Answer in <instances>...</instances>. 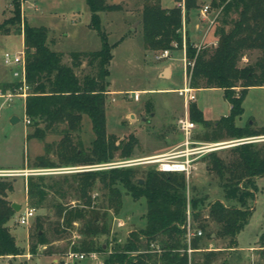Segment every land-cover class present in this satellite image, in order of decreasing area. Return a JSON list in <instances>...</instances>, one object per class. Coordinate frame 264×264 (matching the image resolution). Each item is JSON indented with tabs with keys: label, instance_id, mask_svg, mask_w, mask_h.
Masks as SVG:
<instances>
[{
	"label": "trees",
	"instance_id": "1",
	"mask_svg": "<svg viewBox=\"0 0 264 264\" xmlns=\"http://www.w3.org/2000/svg\"><path fill=\"white\" fill-rule=\"evenodd\" d=\"M84 1L90 12L89 28L97 33L101 46L97 51L68 52L66 57L65 53L48 47V28L29 25L21 17L19 2L12 0L14 11L6 25L23 26L25 79L29 86L24 113L30 121L28 126L33 128L27 139L44 141L47 134L61 136L58 142L45 143L44 152L32 163L28 160L29 168L126 160L138 145L133 134L118 140L106 131L108 66L117 43H108L99 13L116 11L118 6L109 5L106 0ZM211 4L219 8L213 22L216 40L211 45L198 46L183 33L189 11L199 8L197 0H184V16L177 4L166 9L161 7L160 0H144L143 48L149 52L184 48L189 87L223 90L230 110L215 122L206 121L194 103L188 106L189 119L208 130L203 134L205 140L218 142L264 135V126H235V119L243 114L247 91L264 86V0H212ZM3 33L7 35L9 29L3 27ZM252 52L258 54L257 59L241 66L240 61ZM13 86L14 83L2 84L0 90ZM84 116L94 134L87 150L80 141L72 140L79 133ZM202 160L213 177L212 182L223 191L225 202L215 200L205 204L207 194H190L184 174L162 173L150 166L142 170L129 167L59 177H26L27 206L35 212L51 210L56 219L46 225L41 216L36 217L34 229L28 233V253L35 257L38 248L44 247L45 254H52V243L65 241V252L106 253L103 264H213L217 253L237 250L236 236L251 216L255 180L264 177V145L244 143L224 153H208ZM13 191V179L0 178V257L20 253L7 226L14 214L9 200ZM123 194L134 201L145 200V225L130 231L123 244H114L108 252L112 219L121 210ZM188 210L190 229L201 231L200 236L190 239L189 255ZM211 242H221V246L208 251V247H202ZM260 242V247H264V237Z\"/></svg>",
	"mask_w": 264,
	"mask_h": 264
},
{
	"label": "rangeland",
	"instance_id": "2",
	"mask_svg": "<svg viewBox=\"0 0 264 264\" xmlns=\"http://www.w3.org/2000/svg\"><path fill=\"white\" fill-rule=\"evenodd\" d=\"M17 1L21 17L29 25L45 26L51 29V33L49 31L47 36V41L50 38L55 42L53 45L47 42L51 50L63 52L67 57L68 52L100 49L99 36L89 28V24L86 25L90 22L86 18L90 12L84 0ZM106 2L109 5L118 6L116 11L99 13L101 29L105 33L108 43L110 45L117 43L111 51L112 59L108 66V93L105 98L107 134L113 135L118 140L126 139L130 134L137 138L138 145L129 159H144L175 150L183 140L182 134L177 128V120L182 115V99L176 94L166 95L160 90L180 89L185 86L183 51H170L167 57L160 58L161 51L144 50L141 31V10L144 0H106ZM211 2L212 0H197L199 8L190 10L184 20L185 37L198 46L211 45L216 40L213 36L214 26L210 24L217 17L219 8L213 6ZM175 4L182 8L184 0H180L178 3L175 0H160L162 8L169 9ZM204 6H208V12L202 15L201 9ZM13 11L12 0H0V81L4 78H12V67L3 64V54L5 52L13 54L23 50V26L21 24L20 27L19 25L13 27L6 25L7 20L13 15ZM3 27L9 29L7 35L3 33ZM257 57L256 52L248 53L240 61V65L251 64ZM168 66L172 69L171 79L159 77V70ZM135 93L139 96L137 101L133 99ZM194 95L195 102L202 110L201 113L205 120L215 122L229 114L230 105L220 89H203L195 91ZM167 96L172 97V100L167 102L165 99ZM242 107L243 114L236 119V127L248 125L260 128L264 126V87L249 89ZM13 117L18 121L11 123ZM195 126L194 138L207 142L208 140H205L203 134L208 130L196 123ZM197 128H201V130L198 131ZM32 130V127L25 124L24 99L14 98L11 102H5L0 98V169L27 166L28 160L31 163L33 161L31 157L34 151L43 153L45 143L58 142L61 139L58 134H47L44 141H39L36 138L27 139V135L32 133ZM93 138L90 121L84 116L80 131L72 136V140L80 141L82 148L87 150ZM234 140L238 139L219 142L227 143ZM253 143L264 145V141ZM231 147L227 146L212 153H224ZM114 161H119V159ZM195 164L187 178L190 194L194 193L195 196L207 194L205 204L215 200L224 201L223 191L217 187L215 182H212L213 177L205 170V162L202 158H199ZM147 166L156 167L148 164L135 167L142 170ZM27 167L29 168V166ZM29 170L31 169H24L23 172ZM59 176L62 175L52 177ZM6 179H16L14 191L9 196V200L20 205V210L14 212L7 222V226L15 238V244L20 253L15 257H0V264L104 263L106 253H99L97 261L87 257L80 261L71 260L68 262L65 259V253L68 252L64 250L65 241L53 242L54 253L52 254H45L44 247H40L38 254L31 257L28 253L30 244L28 233L34 229L36 217L41 216L46 225L56 219L51 210L43 209L35 212L28 228L20 225L18 219L24 214L26 208L25 176H12L6 177ZM255 188L254 200L250 204L251 216L236 236L237 250H223L217 253V260L213 264H264V247H260V239L264 237V177L255 180ZM145 212L146 203L143 198L134 201L128 195H122L121 210L111 223L108 252L114 244H123L130 231L143 228ZM117 221H121L123 225L118 227ZM101 241L105 242L104 239ZM207 244L202 246L208 247L207 251L213 247L221 246V242ZM249 248L252 249L248 250ZM62 250L64 252H60ZM192 257L200 258L201 256L193 255Z\"/></svg>",
	"mask_w": 264,
	"mask_h": 264
},
{
	"label": "built area",
	"instance_id": "3",
	"mask_svg": "<svg viewBox=\"0 0 264 264\" xmlns=\"http://www.w3.org/2000/svg\"><path fill=\"white\" fill-rule=\"evenodd\" d=\"M182 4V9L183 8ZM208 12V6H204L201 9L202 15H205ZM211 22L210 25H213ZM184 33V28H183ZM183 51V59H184V72L186 75V67L187 64L185 62L184 57V48ZM160 58H165L168 56V50L161 51ZM25 57L24 51H18L16 53L10 54L5 52L3 54L2 60L3 64L7 67H12V77L14 81V86L12 88H8L5 91H0V98L5 102H11L14 98H22L25 100L26 96L29 93V86L26 83L25 79ZM194 89L190 88L188 84H185L183 88L175 90V93L183 100L185 109H187V105L196 100L194 95ZM134 100H138L139 96L137 93L133 96ZM30 123L29 119L25 117V124L28 125ZM177 128L179 132L182 134L183 140L177 146L175 150L144 158V159H126L119 161H112L109 163L103 164H95V165H85V166H74V167H61V168H38L31 169L28 172L23 171H0V178H8L12 176H55V175H63V174H72L78 172H89V171H102L109 170L114 168H129L135 167L142 164L155 165L156 169L162 173H182L188 178L194 169L195 162L205 156L208 153L215 152L216 150L223 149L225 147L236 146L244 143H253V142H261L264 141V136L257 137H249L238 139L230 142H225L226 144H222L224 142H198L194 140V131L196 129L195 124L189 119L187 110H185L184 114L177 120ZM35 211L34 209L27 206L24 211V214L21 215L18 219V223L20 225H24L27 228L30 225V221L34 218ZM115 221V219H114ZM123 223L121 221H117V226L121 227ZM186 242L188 244L187 253L188 255L191 253V249L189 247L190 239L195 236H200L201 231H193L190 229V217L189 210L187 211V220H186ZM91 258L94 261H97L98 253L90 252V253H78L73 251H68L65 253V259L70 262L71 260L80 261L85 258Z\"/></svg>",
	"mask_w": 264,
	"mask_h": 264
},
{
	"label": "crops",
	"instance_id": "4",
	"mask_svg": "<svg viewBox=\"0 0 264 264\" xmlns=\"http://www.w3.org/2000/svg\"><path fill=\"white\" fill-rule=\"evenodd\" d=\"M198 4V3H197ZM87 20H90V15H88L87 17ZM89 23H87L86 25H88ZM47 28V27H46ZM48 30L50 31V33H51V29L50 28H48ZM184 30H185V28H184ZM198 33L200 34V31H198ZM215 38V37H214ZM50 38L48 39V41L47 42H49L50 44H54L55 42L53 41V40H50ZM165 68H168V74H167V78L166 77H164L163 75H162V72H163V70L165 69ZM184 75H185V72H184ZM158 76L160 77V76H162L163 77V79H171V77H172V69H171V67L170 66H168V67H164V68H161L160 70H159V72H158ZM14 81V79H13V77L12 78H4L3 80H1L0 81V85H2V84H9V83H12ZM185 84H188V81H187V77H186V75H185ZM261 87H264V86H261ZM254 88H257V87H254ZM177 89H179V88H173V89H164V90H160V91H162V93L164 92L166 95H169V94H176L175 93V90H177ZM251 89V88H250ZM199 90H203V89H199ZM199 90H195V91H199ZM221 90V89H220ZM1 91V90H0ZM194 91V92H195ZM222 92H223V90H221ZM224 93V92H223ZM176 96H178L177 94H176ZM179 97V96H178ZM172 98V97H171ZM170 97H166L165 99H166V101L168 102V101H170V100H172ZM180 98V97H179ZM191 103H194L195 105H196V107L198 108V110L201 112L202 110L201 109H199V107L197 106V104H196V102L194 101V102H191ZM190 104V103H189ZM185 110H187V113H188V105H187V109H185V106H184V102H183V100H181V111H182V115L184 114V112H185ZM229 110H230V108H229ZM181 115V116H182ZM189 115V114H188ZM238 118H240V117H238ZM237 119V118H236ZM236 119H235V121H236ZM207 121V120H206ZM195 124V123H194ZM197 125V124H196ZM197 130L199 131V130H201V128H197ZM179 131V130H178ZM194 140H196L195 138H194ZM196 141H198V140H196ZM182 142V140L180 141V143ZM198 142H206V141H198ZM207 142H212V141H207ZM219 142V141H218ZM179 143V144H180ZM43 152H44V149H43ZM163 153H166V152H162V153H159V154H157V155H160V154H163ZM42 153H38V152H36V151H34V153L32 154V157L31 158H35V157H37V156H39V155H41ZM155 156V155H154ZM202 158V157H201ZM200 158V159H201ZM197 162V161H196ZM196 165V164H195ZM25 165H23V167H21V168H8V169H0V171H23L24 169H35V168H28L27 166H25ZM26 179V178H25ZM25 179H24V181H25ZM13 182H16V179H13ZM25 189V188H24ZM212 202H214V201H212ZM26 203H27V201H26ZM115 218V217H114ZM128 235V234H127ZM252 248H249L248 250H251ZM53 261H54V259H53Z\"/></svg>",
	"mask_w": 264,
	"mask_h": 264
},
{
	"label": "water",
	"instance_id": "5",
	"mask_svg": "<svg viewBox=\"0 0 264 264\" xmlns=\"http://www.w3.org/2000/svg\"><path fill=\"white\" fill-rule=\"evenodd\" d=\"M167 74H168V68H165V69L163 70V72H162V75H163L164 77H166ZM17 121H18V119L15 118V117H13V118L11 119V123H15V122H17ZM139 183H142V181L140 180ZM11 208L13 209L14 212H18V211L20 210V205H18L17 203H12V204H11Z\"/></svg>",
	"mask_w": 264,
	"mask_h": 264
},
{
	"label": "bare ground",
	"instance_id": "6",
	"mask_svg": "<svg viewBox=\"0 0 264 264\" xmlns=\"http://www.w3.org/2000/svg\"><path fill=\"white\" fill-rule=\"evenodd\" d=\"M222 144H226V143H222Z\"/></svg>",
	"mask_w": 264,
	"mask_h": 264
}]
</instances>
